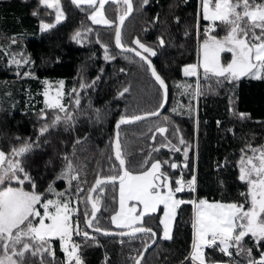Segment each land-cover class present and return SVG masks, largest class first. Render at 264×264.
Returning a JSON list of instances; mask_svg holds the SVG:
<instances>
[{"label": "trees", "instance_id": "1", "mask_svg": "<svg viewBox=\"0 0 264 264\" xmlns=\"http://www.w3.org/2000/svg\"><path fill=\"white\" fill-rule=\"evenodd\" d=\"M132 4L133 12L121 28L122 44L138 49L132 41L139 39L154 49L157 54L150 59L165 81L169 98L159 116L119 128L125 166L137 173L151 157L153 162L168 160L179 165V169L166 165L162 168L173 181L178 177L188 179L194 170L196 174V191L185 190L176 195L186 203L177 208L171 239L161 236V210L144 218L143 226L151 227L157 240L141 264H191L185 260L193 239V208L187 201L244 203L240 193L246 191V185L239 180V161L242 149L247 150L249 145L264 146V78L224 80L207 76L201 82L196 103L195 78L183 76L182 67L196 62L197 45L204 37L198 27L205 23L197 15L198 0H148L146 5H142V0H132ZM62 7L65 19L42 31L40 23L53 22L55 15L40 0H0V150L7 154L13 147L33 142L31 151L22 158V165L35 183V190L45 195H51L47 193L50 184L57 192L74 193L75 183L70 185L67 178H58L66 168L67 157L74 173L87 182L83 199L96 178L121 171L113 156L114 123L122 114L157 111L162 92L139 57L116 49L114 27L91 24L87 18L91 9L88 6L62 0ZM122 7L125 10L126 6L122 4ZM119 13L106 7L105 16L110 20L117 22ZM212 34L223 38L226 30L217 23ZM11 37L16 38L15 43H11ZM104 46L113 59H105ZM5 50L22 51L21 56L28 58L20 73H15L16 68L9 65ZM25 71L30 77L22 76ZM43 79L64 81L70 121L52 124L57 113L62 117L65 113L43 106ZM124 88L129 90L120 95ZM77 96L79 105L74 103ZM42 109L47 119L41 118ZM46 124L48 130L40 135L41 127ZM157 128H165L166 132L161 134ZM181 138L184 144L180 143ZM176 148L180 150L175 151ZM12 186L18 185L13 181ZM24 187L32 190L28 183ZM97 195L98 227L119 231L110 222L117 209V183L104 186L103 193L94 192L93 197ZM81 201L78 218L80 226L88 231L83 223L85 204ZM87 207L91 209L89 204ZM89 235L95 239H74L81 245L83 264H102L104 255L107 264H134L132 252L137 250L140 255L152 241L147 233H137L135 237H111L94 232ZM245 239L243 248L251 249L250 245H244ZM261 243L259 249L264 245ZM53 244L60 255L58 240H53ZM259 249L252 248L253 258L258 257ZM232 253L247 263L246 253H238L235 248ZM205 259L226 262L228 258L213 249L205 251ZM45 263L59 264V260L46 258ZM29 264H39V257L31 258Z\"/></svg>", "mask_w": 264, "mask_h": 264}, {"label": "snow or ice", "instance_id": "2", "mask_svg": "<svg viewBox=\"0 0 264 264\" xmlns=\"http://www.w3.org/2000/svg\"><path fill=\"white\" fill-rule=\"evenodd\" d=\"M113 2L126 6L123 14L117 17L118 23L107 19L103 11L106 4ZM40 3L56 10L57 22L63 18L59 0H40ZM73 3L77 6L86 4L89 8H94L89 19L95 24L114 27L115 45L124 52L134 53L147 65L151 75L163 89L162 102L158 106L162 108L167 96V86L150 59L157 53L151 46L141 43L139 39L132 41V44L138 46L140 50L137 47H125L122 44L121 26L133 11L132 0H73ZM147 3L148 0H142V5ZM96 5L98 7H94ZM201 7L203 20L210 22L203 30L202 64L187 65L184 68L185 75L195 77L198 75L199 68L202 67L205 77L211 74L224 80H236L241 76L264 78V2L201 0ZM217 23L224 26L226 30L223 38L218 39L212 34L216 30ZM41 26L42 29L53 27L43 22ZM79 35L80 33L77 32L76 36ZM13 43H15L14 40ZM159 43L161 46L164 44L162 38ZM104 49L105 59H113L114 57L108 55L107 46H104ZM222 53H230L231 61L226 64L222 63ZM12 62L18 65L21 62L27 63L26 60L17 61L15 58ZM59 83L62 87L63 81ZM84 87L85 85L82 84L81 88ZM128 90L124 88L120 95ZM75 92L76 90L73 89V93ZM61 95L58 92L56 99L46 100V108L65 113L63 117L57 113L52 121L53 125L62 120L72 119L71 114L60 102ZM44 96L48 97L47 91L44 92ZM74 103L75 105L80 104L78 96ZM156 115H158L157 111H147L142 115L122 114L120 116L116 123L114 156L119 162L121 171L117 175H107L103 179L97 178L92 187L87 189V194L81 201L85 204L83 210L85 228L101 231L96 222L99 195L94 198L92 193H103L104 186L109 184L115 186L118 181L119 210L111 215L110 222L118 228L130 229V231L119 233L104 231V234L135 237L137 233L146 232L156 236L151 227L143 226V220L146 216L157 213L163 206V218L159 220V224L163 226V238H172L171 224L175 209L186 203L184 200L177 199L176 195L184 191L185 186L194 190L195 178L187 182L182 178L173 181L162 168L166 165L176 169L178 165L169 163L168 160L153 162L151 157L146 159L141 165V170L134 174L125 167L126 160L123 158L119 140L118 130L121 125ZM41 118L47 119L44 109L41 110ZM48 127L47 124L41 127L40 135H43ZM157 131L163 134L166 129L157 128ZM32 143L31 141L24 142L20 147H13L7 154L0 150V264H29L33 257H39V264H44L45 259L49 257L55 260L52 248L53 238L59 240L61 250L65 254V260L60 264H83L79 251L81 245L76 243L73 237L74 235L82 236L85 241L95 239V237H90L88 231L81 229L78 209L75 212L77 218L74 223V210L70 207L71 197L65 199L67 190L57 192L50 184L47 193L54 195L56 199H45V193H38L35 190V183L22 165V158L31 151ZM180 143L184 144L182 138ZM162 147H167V145H162ZM179 150L175 149V151ZM153 151H159V149H153ZM241 151L239 180L247 185V191L240 193L244 197V203H210L205 199L187 201L194 207L193 242L190 253L185 258L191 264H206L204 249L213 246L219 247L220 251L229 257L232 256L230 251L232 248H235L238 253H246L247 264H264V250H260L259 259H255L252 257V249H245L242 246L244 238L249 235L254 238L257 249L260 248L261 242H264V146L255 148L249 145L247 150L242 149ZM246 151L251 152V155H247ZM185 156H187V150H185ZM65 160L67 161L66 168L58 178H67L71 185V182L77 180L79 176L73 174L75 169L72 162L67 157ZM146 165L150 166L145 167ZM13 181L18 186H12ZM26 183L31 185V191L25 190ZM82 192H85V189L77 185L76 194ZM89 202H91L90 210L87 207ZM245 204L249 206L245 208ZM46 220L50 222L46 223ZM94 224L97 226L94 227ZM147 247L148 245H145V249ZM142 257L141 253L140 258H134V264H141Z\"/></svg>", "mask_w": 264, "mask_h": 264}, {"label": "rangeland", "instance_id": "3", "mask_svg": "<svg viewBox=\"0 0 264 264\" xmlns=\"http://www.w3.org/2000/svg\"><path fill=\"white\" fill-rule=\"evenodd\" d=\"M214 2V1H213ZM59 3H60V6H61V9H62V12H63V18L59 21V22H57V20H56V10L54 9V8H48L49 10H52L53 12H54V15H55V18H54V20H53V22H51V23H47V22H45V21H42L44 24H50V25H53V27L54 26H56V25H58L59 23H61L64 19H65V13H64V11H63V7H62V0H59ZM45 6V5H44ZM94 7H98V5H96V6H94ZM106 7L107 8H112V9H114V10H118L120 13H119V15L122 13L123 14V7H122V3H108V4H106L105 6H104V9H103V11H104V14H105V10H106ZM94 10V8H91L90 9V11H88V13H87V18H88V20H89V22L91 23V24H93V25H101V26H108V25H103V24H95V23H93L90 19H89V17H90V15L92 14V11ZM111 11H110V9H109V13H110ZM106 15V14H105ZM197 15H198V18H200L201 20H203V18H202V7H201V0H198V5H197ZM107 19H109L107 16H105ZM110 20V19H109ZM205 23L204 24H202V25H198V27H200V29L203 31L204 30V28L206 27V26H208V24L210 23V22H208V21H205V20H203ZM42 22L40 23L41 25H42ZM42 27V26H41ZM52 28V27H51ZM215 28H216V26H215ZM41 30H46V29H41ZM204 32V31H203ZM203 39H204V37H203ZM203 39L201 40V41H199V43H198V45H197V60H196V62L194 63V64H197V65H201L202 64V49H201V44H202V41H203ZM219 39V38H218ZM13 40L15 41L16 40V38L15 37H11V43H13ZM135 40V39H134ZM23 52L22 51H17V52H12L11 51V53H8V51L7 50H5V54H6V56H7V59H8V63H9V65H12V66H14L16 69V72L15 73H20V70L24 67V66H26L27 64H28V58H24L23 56H21V54H22ZM13 58H15V60H17V61H27V63H24V62H21L19 65L18 64H16V63H13L12 62V60H13ZM231 59H232V56H231V54L230 53H222L221 54V61H222V63H224V64H226V63H228V62H230L231 61ZM25 70H27V67H25ZM25 73H28L27 71H25L23 74H22V76L24 77V78H28V77H30V75H25ZM182 75L183 76H185V77H192V76H186L185 75V73H184V70H183V72H182ZM209 76H212L211 74L209 75ZM242 77V76H241ZM193 78H195V95H196V103H197V101H198V92H199V88H200V86H201V82H204L206 79H207V77H205L204 76V74H203V69H202V67H200L199 68V71H198V75L197 76H195V77H193ZM60 81H63V80H61V79H55V80H50V79H43L42 81H41V83H42V96H43V99H42V104H43V106L44 107H46V100H54V99H56L57 98V93L59 92V93H61L62 95L59 97V99H60V102H61V104H63L64 105V107H65V109H66V98H67V96H68V93H66L65 91H64V81H63V86L61 87V85H60ZM197 90H198V92H197ZM45 91H47L48 92V97H45L44 96V92ZM32 97V95H30L29 96V100H30V98ZM178 169L180 168L179 167V165H178V167H177ZM194 172H195V170H194ZM193 172V173H194ZM74 174H76V173H74ZM134 174H136V173H134ZM176 179H181V177H178V178H176ZM73 183H75V186H74V193H72V195H70V194H68V193H66V196H65V199H67L68 197H71V203H70V207H72L73 208V210H74V217H73V219H74V223H75V219H76V214H75V212H76V210L78 209V207H79V203H80V201H81V199H82V195H83V193L84 192H82V193H79V194H76V187H77V185H79L81 188H85V185L87 184V182L86 181H84V180H81L80 178H78L77 180H73L72 181ZM244 183V182H243ZM245 184V183H244ZM246 185V184H245ZM184 191H185V189H184ZM246 191H247V185H246ZM245 191V192H246ZM117 196H118V199H117V209H116V211H118L119 210V204H118V200H119V188H118V183H117ZM78 197H79V199H78ZM45 199H56V197L54 196V195H45ZM194 200V199H193ZM206 200V199H205ZM184 201H186V200H184ZM198 201V200H197ZM208 202H210V203H212V202H220V201H212V200H207ZM243 202H244V197H243ZM223 203V202H222ZM192 205V204H191ZM249 206V205H248ZM192 208H193V219H194V207H193V205H192ZM163 206H161L160 207V212H161V214H160V217L162 216V218H163ZM159 211V210H158ZM115 214V212L112 214V215H114ZM38 219V218H37ZM46 223H49L50 221H45ZM192 223H193V221H192ZM112 224V223H111ZM193 228V227H192ZM193 236H194V229H193ZM246 238V239H245ZM244 239H245V241H244V245H250V247H252L253 249L255 248V249H257L256 248V246H255V241H254V238H252L250 235L249 236H246ZM73 239H75L74 237H73ZM80 239V238H79ZM84 240V239H83ZM75 241V240H74ZM76 242V241H75ZM77 243V242H76ZM52 244H53V240H52ZM262 244V243H261ZM243 245V244H242ZM249 248V247H248ZM251 248V249H252ZM260 250H264V245L262 246V249H259V253H258V257L256 258V259H259V255H260ZM134 251H137V250H134ZM230 251L232 252V249H230ZM190 252V251H189ZM220 252V251H219ZM137 254H138V251L136 252ZM189 254V253H188ZM221 254H223L225 257H227L228 259H227V261L226 262H209V261H206V264H247L246 262H244V261H242V260H239V259H236V257L233 255V253H232V256L231 257H229V256H227V255H225L224 253H222L221 252ZM139 256V255H138ZM190 262V261H189ZM191 263V262H190ZM44 264H48V263H45L44 262Z\"/></svg>", "mask_w": 264, "mask_h": 264}, {"label": "water", "instance_id": "4", "mask_svg": "<svg viewBox=\"0 0 264 264\" xmlns=\"http://www.w3.org/2000/svg\"><path fill=\"white\" fill-rule=\"evenodd\" d=\"M71 2H73V0H70ZM133 5V4H132ZM80 6H88V5H86V4H82V5H80ZM133 12V11H132ZM132 12L126 17V19H125V21L130 17V15L132 14ZM124 21V22H125ZM117 23H118V21H117ZM121 28H122V26H121ZM114 44H115V37H114ZM115 47H116V49L118 50V51H120V52H124L122 49H120V48H118L116 45H115ZM139 50V49H138ZM125 53H130V54H133L134 56H135V54L134 53H131V52H125ZM152 65H153V63H152ZM154 66V65H153ZM158 73V72H157ZM153 77V76H152ZM153 79H154V81H155V78L153 77ZM155 83L158 85V87L160 88V86H159V84H158V82H156L155 81ZM160 90H161V92H162V95H163V89H161L160 88ZM168 98H169V96H168V90H167V96H166V100L164 101V106L161 108H159L158 110H157V112H158V115H156V116H150V117H147L146 119H150V118H155V117H157V116H159L164 110H165V108H166V106H167V103H168ZM139 115H142V114H139ZM143 120H145V119H143ZM118 121V120H117ZM117 121L114 123V126H113V130H114V135H113V156H114V140H115V138H116V132H117V129H116V123H117ZM140 121H142V120H140ZM137 122V121H136ZM125 125V124H124ZM122 126V125H121ZM120 126V127H121ZM119 131V130H118ZM114 158H115V156H114ZM118 162V161H117ZM118 164H119V162H118ZM126 167V166H125ZM98 178H101V179H103L104 177H98ZM97 179V178H96ZM95 179V180H96ZM95 183V181L93 182V184ZM116 183H118V181L116 182ZM92 184V185H93ZM92 185H91V187H92ZM90 187V188H91ZM94 193H92V195H93ZM89 205H90V208H91V202H89L88 203ZM97 214H98V212H97ZM97 214H96V217H97ZM139 226V225H138ZM89 232H94V233H98V234H100V235H103V236H111V237H124V236H120V235H118V234H116V235H105L104 234V231H107V230H101V231H99V232H97V231H95L94 229H89V228H86ZM120 231H125V232H127V231H130V229H124V230H119V231H108V232H113V233H119ZM154 232V231H153ZM146 233V232H145ZM147 234H149V233H147ZM149 235H151V234H149ZM126 236V235H125ZM152 236V235H151ZM156 240H157V234H156V236H152V241L150 242V244L148 245V247L145 249L144 248V250L141 252L142 254H143V257H144V255H145V253L155 244V242H156ZM143 257H142V259H143ZM138 258H140V255L138 256ZM142 259H141V261H142Z\"/></svg>", "mask_w": 264, "mask_h": 264}, {"label": "built area", "instance_id": "5", "mask_svg": "<svg viewBox=\"0 0 264 264\" xmlns=\"http://www.w3.org/2000/svg\"><path fill=\"white\" fill-rule=\"evenodd\" d=\"M193 178H195V182H194V190H190L189 188H187V186H185V190H187V191H192V192H195L196 191V174L194 173V174H192L188 179H186V180H184L185 182H187V181H189V180H192ZM81 227V226H80ZM81 229H83L82 227H81ZM84 230V229H83ZM74 238H80V239H82L83 237L82 236H75L74 235ZM96 241H97V243L98 244H100V241L99 240H97L96 239ZM193 242V241H192ZM119 243H121V241H119ZM52 248H53V251H54V253H55V259H58L59 260V264H60V262H63L64 260H65V254L62 252V250L60 249V255H59V253L57 252V249L55 248V246H54V244H52ZM216 250V251H220V249H219V247H215V246H213V247H207V248H205L204 249V252L206 251V250ZM190 250H191V248H190ZM137 251H133L132 252V254H131V261L134 263V258H138V254L136 253ZM221 252V251H220ZM190 253V252H189ZM81 254V253H80ZM189 254H187V256H188ZM186 256V257H187ZM50 258V257H49ZM81 259H82V256H81ZM186 260V259H185ZM102 264H107L106 263V256L104 255V257H103V259H102Z\"/></svg>", "mask_w": 264, "mask_h": 264}, {"label": "crops", "instance_id": "6", "mask_svg": "<svg viewBox=\"0 0 264 264\" xmlns=\"http://www.w3.org/2000/svg\"><path fill=\"white\" fill-rule=\"evenodd\" d=\"M41 27V26H40ZM41 29H42V27H41ZM49 29H51V28H48V29H46V30H42V31H48ZM194 64V63H193ZM190 65V64H189ZM187 65H185V66H183L182 67V72H183V70H184V68L186 67ZM193 77V76H192ZM242 77H246V78H251V79H258V78H254V77H252V76H242ZM177 198V197H176ZM177 199H179V198H177ZM181 200V199H180ZM178 208V207H177ZM177 208L175 209V214H174V217H173V220H172V224H171V237H172V231H173V223H174V219H175V216H176V211H177ZM160 219H162V216L160 217ZM112 226L113 227H115V228H117V229H120V230H124V229H121V228H118L116 225H113L112 224ZM136 226H138V225H136ZM161 228H162V230H161V236H162V238H163V226L161 225ZM164 239V238H163ZM53 240H58V239H56V238H53ZM168 240V239H167ZM58 243H59V247H60V242H59V240H58ZM61 248V247H60Z\"/></svg>", "mask_w": 264, "mask_h": 264}]
</instances>
